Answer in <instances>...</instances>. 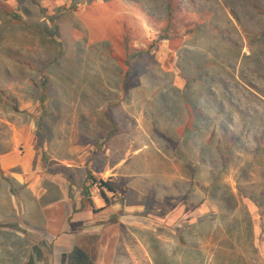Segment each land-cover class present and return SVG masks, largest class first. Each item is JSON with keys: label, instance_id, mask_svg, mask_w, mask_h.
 I'll use <instances>...</instances> for the list:
<instances>
[{"label": "rangeland", "instance_id": "1", "mask_svg": "<svg viewBox=\"0 0 264 264\" xmlns=\"http://www.w3.org/2000/svg\"><path fill=\"white\" fill-rule=\"evenodd\" d=\"M261 34L264 0H0V264H264Z\"/></svg>", "mask_w": 264, "mask_h": 264}, {"label": "trees", "instance_id": "2", "mask_svg": "<svg viewBox=\"0 0 264 264\" xmlns=\"http://www.w3.org/2000/svg\"><path fill=\"white\" fill-rule=\"evenodd\" d=\"M172 1L173 0H166L167 2V6L170 9H172ZM11 15L13 18L15 19H19V15H17L16 13L11 12ZM264 36V34H261ZM47 78L45 77L42 80V83L40 85V91H41V100L44 103L45 101H47V94H46V87H47ZM187 115L186 117L189 118L191 113L193 112L192 106L190 107L189 104H187ZM42 124V116L39 117V125ZM188 129V128H187ZM85 186L83 189V193H85V195L87 194V197L89 198L88 203L93 206V202L90 199L91 195H92V191L93 189H95L99 195L104 199V201L108 204L109 203V199L107 197V193H113L115 194L117 192V188L112 185L111 183H109L108 181H105L103 179L97 178L96 176H94L89 170L86 171V177H85Z\"/></svg>", "mask_w": 264, "mask_h": 264}, {"label": "crops", "instance_id": "3", "mask_svg": "<svg viewBox=\"0 0 264 264\" xmlns=\"http://www.w3.org/2000/svg\"><path fill=\"white\" fill-rule=\"evenodd\" d=\"M17 162V157L12 152L5 153L0 156V165L1 168L8 170L13 166V164ZM102 198V197H101ZM23 225H27L24 224ZM33 226V225H32ZM34 229V228H33ZM75 233L70 230L69 224L65 221L61 224V230L59 231L58 235L51 236L52 241H54L55 249L63 250V249H71L68 244H73L75 241Z\"/></svg>", "mask_w": 264, "mask_h": 264}]
</instances>
